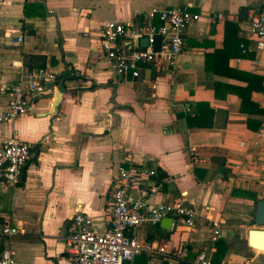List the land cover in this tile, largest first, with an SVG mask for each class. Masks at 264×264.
<instances>
[{
	"label": "crops",
	"instance_id": "obj_1",
	"mask_svg": "<svg viewBox=\"0 0 264 264\" xmlns=\"http://www.w3.org/2000/svg\"><path fill=\"white\" fill-rule=\"evenodd\" d=\"M263 5L0 0V109L29 69L48 65L59 72L52 91L34 98L29 113L0 122V139L17 137L35 152L17 183H0V222L20 228L0 236V249L11 246L20 264H67L71 216L81 209L104 230L118 169L135 166L158 170L161 188L150 201L184 199L198 215L194 228L183 222L169 227L166 217L128 230L140 239H169L174 258L141 254L126 264H196L219 219L224 223L212 264H264V250L251 244L264 246V233H251L264 229L255 221L257 201L264 199V51L238 60L240 42L251 44L246 19ZM155 6H187L202 17L189 27L174 66L143 65L139 78H122L106 64L103 26L141 21ZM216 11L231 19L214 21ZM212 146L226 151L227 174L211 155L193 151ZM195 156L207 161L194 163ZM134 195L142 194L135 189Z\"/></svg>",
	"mask_w": 264,
	"mask_h": 264
},
{
	"label": "built area",
	"instance_id": "obj_2",
	"mask_svg": "<svg viewBox=\"0 0 264 264\" xmlns=\"http://www.w3.org/2000/svg\"><path fill=\"white\" fill-rule=\"evenodd\" d=\"M202 15L187 6L173 8L152 7L143 13L142 20H111L103 26L101 44L107 66L114 68L122 78H139L143 65L164 62L174 66L183 53L185 36L190 26L200 20ZM231 16L224 11L211 15L214 21L222 22ZM251 44L240 42L242 56L249 51H264V5L254 10L246 19ZM148 38V46L141 45V39ZM157 37L160 47L154 48ZM23 38H20L22 41ZM259 59H253L256 65ZM59 72L51 66L31 68L24 79L13 87V98L0 109V122H10L33 109L34 98L52 91V84L58 79ZM259 137L263 133L258 134ZM257 143L258 140L253 141ZM193 151H195L193 149ZM35 155L30 142L17 137L0 139V183H17L28 161ZM133 161L132 153L127 154ZM206 162L207 158L195 156L194 163ZM158 170L121 166L114 185L113 200L110 205V219L104 230L94 228L91 216L78 209L70 218L69 234L66 238L67 264H126L133 262L141 254L162 255L174 258L169 239L147 240L130 235L128 230L140 226H156L166 217L174 222H183L187 227L196 226L198 210L184 199L173 202H152L150 196L161 188L155 180ZM141 191V197L134 190ZM206 214L210 206L206 207ZM223 220H213L212 236L203 244L195 258L196 264H212L211 252L214 244L222 235ZM20 228L0 222V236L17 235ZM185 250V249H184ZM0 264H20L11 246L0 249Z\"/></svg>",
	"mask_w": 264,
	"mask_h": 264
},
{
	"label": "water",
	"instance_id": "obj_3",
	"mask_svg": "<svg viewBox=\"0 0 264 264\" xmlns=\"http://www.w3.org/2000/svg\"><path fill=\"white\" fill-rule=\"evenodd\" d=\"M247 17V16H246ZM160 37H157L155 44H154V48L156 50L159 49L160 47ZM149 42H148V38L144 37L141 39V45L143 47L148 46ZM61 98V92H59V94H57V101H59ZM169 219V227L172 226L174 220L172 217H167ZM255 221L258 225L263 226L264 227V199H260L257 201V208H256V216H255ZM259 232L264 233V229H252L251 233L252 234H258ZM252 246L259 248L261 250H264V246H257L256 244H254V242H251Z\"/></svg>",
	"mask_w": 264,
	"mask_h": 264
},
{
	"label": "trees",
	"instance_id": "obj_4",
	"mask_svg": "<svg viewBox=\"0 0 264 264\" xmlns=\"http://www.w3.org/2000/svg\"><path fill=\"white\" fill-rule=\"evenodd\" d=\"M199 154H209L211 155V159L218 163L221 166L222 171L227 174L229 169L227 168V159H226V151L221 147H202L199 149H194ZM194 151V152H195Z\"/></svg>",
	"mask_w": 264,
	"mask_h": 264
}]
</instances>
